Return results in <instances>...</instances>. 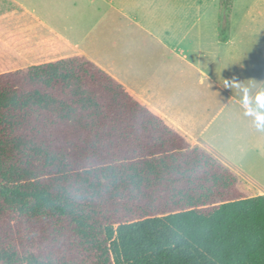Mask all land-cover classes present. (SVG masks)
<instances>
[{
	"label": "trees",
	"instance_id": "1",
	"mask_svg": "<svg viewBox=\"0 0 264 264\" xmlns=\"http://www.w3.org/2000/svg\"><path fill=\"white\" fill-rule=\"evenodd\" d=\"M0 264H264V196L83 55L2 73Z\"/></svg>",
	"mask_w": 264,
	"mask_h": 264
},
{
	"label": "crops",
	"instance_id": "2",
	"mask_svg": "<svg viewBox=\"0 0 264 264\" xmlns=\"http://www.w3.org/2000/svg\"><path fill=\"white\" fill-rule=\"evenodd\" d=\"M211 8L203 0H0V68L10 69L0 74L83 55L234 172L245 194L264 196V131L246 114L264 90V37L221 27L216 7L206 15Z\"/></svg>",
	"mask_w": 264,
	"mask_h": 264
},
{
	"label": "rangeland",
	"instance_id": "3",
	"mask_svg": "<svg viewBox=\"0 0 264 264\" xmlns=\"http://www.w3.org/2000/svg\"><path fill=\"white\" fill-rule=\"evenodd\" d=\"M203 4L212 6V12L206 13L207 16L213 17V7H216V20L221 27L233 22L234 30L243 26L248 28L251 38L264 37V0H203ZM4 70L10 69L0 68V73ZM260 182L264 186V179ZM241 189L246 190L242 185Z\"/></svg>",
	"mask_w": 264,
	"mask_h": 264
},
{
	"label": "clouds",
	"instance_id": "4",
	"mask_svg": "<svg viewBox=\"0 0 264 264\" xmlns=\"http://www.w3.org/2000/svg\"><path fill=\"white\" fill-rule=\"evenodd\" d=\"M241 90L244 93V97H248L249 89L243 88ZM262 102H264V90H261L256 94L255 97L256 108L252 112L246 111V114L254 115L257 129L264 131V108L261 107ZM250 105H251V101H250Z\"/></svg>",
	"mask_w": 264,
	"mask_h": 264
}]
</instances>
